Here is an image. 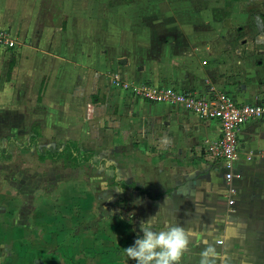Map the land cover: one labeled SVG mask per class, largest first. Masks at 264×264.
I'll list each match as a JSON object with an SVG mask.
<instances>
[{
    "label": "crops",
    "instance_id": "1",
    "mask_svg": "<svg viewBox=\"0 0 264 264\" xmlns=\"http://www.w3.org/2000/svg\"><path fill=\"white\" fill-rule=\"evenodd\" d=\"M0 30L6 141L67 175L31 228L0 223V264H124L154 216L188 232L180 264L208 244L217 264H264V121L240 131L230 206L220 122L139 93L264 103V0H0Z\"/></svg>",
    "mask_w": 264,
    "mask_h": 264
},
{
    "label": "rangeland",
    "instance_id": "2",
    "mask_svg": "<svg viewBox=\"0 0 264 264\" xmlns=\"http://www.w3.org/2000/svg\"><path fill=\"white\" fill-rule=\"evenodd\" d=\"M16 128L14 125L0 126V223L10 228L22 225L31 228L39 210L48 207L40 203L51 200L55 183L65 180L67 175L51 164H38L31 154L15 153L16 148L6 139L15 137ZM3 150L16 154L15 158L4 159ZM9 248L6 244L0 245V263Z\"/></svg>",
    "mask_w": 264,
    "mask_h": 264
},
{
    "label": "built area",
    "instance_id": "3",
    "mask_svg": "<svg viewBox=\"0 0 264 264\" xmlns=\"http://www.w3.org/2000/svg\"><path fill=\"white\" fill-rule=\"evenodd\" d=\"M0 41L9 48H15V42L0 30ZM140 95L148 100L174 105H184L201 118L214 119L222 126L223 137L213 155L224 162L225 179L229 185L228 203L233 206L238 195L233 182L238 177L234 167L240 159V131L249 121H264V103L240 104L226 94L219 95L216 100L202 98L197 94L184 93L176 89H161L155 86H143Z\"/></svg>",
    "mask_w": 264,
    "mask_h": 264
},
{
    "label": "clouds",
    "instance_id": "4",
    "mask_svg": "<svg viewBox=\"0 0 264 264\" xmlns=\"http://www.w3.org/2000/svg\"><path fill=\"white\" fill-rule=\"evenodd\" d=\"M155 217L143 220L139 235L134 243L123 249L124 264H180L183 254L188 250L191 240L188 232L180 225L164 224L157 230ZM221 253L216 246L208 244L199 253L198 264H217Z\"/></svg>",
    "mask_w": 264,
    "mask_h": 264
},
{
    "label": "trees",
    "instance_id": "5",
    "mask_svg": "<svg viewBox=\"0 0 264 264\" xmlns=\"http://www.w3.org/2000/svg\"><path fill=\"white\" fill-rule=\"evenodd\" d=\"M60 156L62 157V156H64V154H61ZM59 158H60V157H59ZM56 159H57V158L54 157V160H56ZM73 160H76V159L74 158ZM77 161H78V159H77Z\"/></svg>",
    "mask_w": 264,
    "mask_h": 264
}]
</instances>
